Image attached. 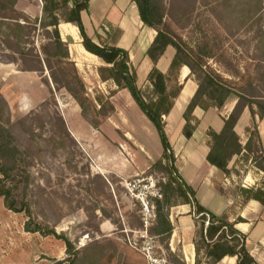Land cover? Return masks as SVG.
Instances as JSON below:
<instances>
[{
  "label": "rangeland",
  "instance_id": "obj_1",
  "mask_svg": "<svg viewBox=\"0 0 264 264\" xmlns=\"http://www.w3.org/2000/svg\"><path fill=\"white\" fill-rule=\"evenodd\" d=\"M22 2L42 15L38 0ZM57 3L55 13L63 20L73 2ZM151 9L157 27L190 55L192 75L205 88L212 78L264 102V0H151ZM43 33L33 32L31 43L39 46ZM51 66L60 80H73L67 61L54 59ZM21 68L0 60V92L9 104L11 129L31 162L32 218L73 242L76 264H150L148 249L154 258L175 264L158 237L148 233L153 219L145 226L142 198L153 201L167 175L154 166L160 159L156 141L141 112L123 95L112 100L111 90L94 86L87 96L101 120L95 128L72 94L54 84L48 68ZM57 113L75 141L62 133ZM143 139L146 148L139 145ZM157 145L162 147L159 135ZM27 219L25 212L8 209L0 196V264H54L68 256L63 238L27 231Z\"/></svg>",
  "mask_w": 264,
  "mask_h": 264
},
{
  "label": "trees",
  "instance_id": "obj_2",
  "mask_svg": "<svg viewBox=\"0 0 264 264\" xmlns=\"http://www.w3.org/2000/svg\"><path fill=\"white\" fill-rule=\"evenodd\" d=\"M65 5L70 1L72 7H67L68 16L63 21L74 22L78 25L84 47L99 56L111 67L100 68V74L104 78H112L120 88H127L135 99L140 109L157 130L164 153L154 166L163 170L167 175V181L161 182L163 198H153L156 205L157 217L148 228V233L157 236L163 244L169 256L175 264H186L181 250L173 251L169 241L173 232V224L169 216L172 206L189 203L195 207L199 220V236L207 246V255L211 258V264L220 261L226 255L237 256V264H258L246 246V235L235 227L225 216H218L200 204L195 190L177 174L175 167V154L165 130L164 115L168 114L173 107V100L178 96L181 85L177 83L175 88L169 89L172 74L181 65H187L194 74L190 55L171 36L159 29L151 17V0H134L138 6L143 22L154 28L157 34L147 50V55L156 64L169 45L176 49L169 69L171 75L160 70L156 65L148 74L149 84L145 88L137 85V72L130 63L129 51L115 45H100L92 40L86 33L81 20V11L88 9V0H62ZM18 0H0V60L6 63L22 64L23 71H43L48 68L54 84L66 88L81 106L83 117L95 128L101 124L100 118L92 112L91 103L87 96V88L82 79L76 63L71 59L69 47L63 41L59 32V15L55 13L58 7L57 0H44L42 15L31 17L19 10ZM42 30L43 42L39 46L31 43L32 33ZM57 63L67 61L73 66V80H60L51 66L52 60ZM29 62L37 63V66H29ZM69 75V74H68ZM198 89L186 106L184 118L186 123L183 134L191 138L199 124V118L194 115L196 107L204 110L210 107L223 108L226 101L236 95L237 102L229 114L224 118V127L221 132L210 129V150L207 155L208 161L223 170L226 174L235 172L240 174L237 168H229V163L235 155L241 154L243 149L253 155V164L264 172V148L261 145V137L258 130L256 116L264 117L263 99L257 96H247L235 93L223 84L209 78L208 88H205L199 79ZM212 91L209 92V89ZM220 92L222 97L215 98L208 93ZM245 100V101H244ZM215 101V102H214ZM245 107H249L253 117L251 136L243 147L235 126ZM258 109V110H257ZM57 119L62 125V133L75 141L66 120L62 114L57 113ZM11 116L9 104L0 92V196L4 198L5 206L15 212H25L28 219L25 229L30 232H41L63 238L68 256L61 260H54V264H76V250L73 242L66 236H61L55 228L43 226L32 218L31 202L27 198L28 189L32 183V174L29 169L31 162L28 155L18 144L17 137L11 129ZM35 135V134H34ZM242 194L247 198H253L264 203V181L259 186L242 187ZM209 224L206 226V222ZM220 232L215 242L208 239ZM228 235V236H227ZM231 240V243H230ZM198 250V244H197Z\"/></svg>",
  "mask_w": 264,
  "mask_h": 264
},
{
  "label": "crops",
  "instance_id": "obj_3",
  "mask_svg": "<svg viewBox=\"0 0 264 264\" xmlns=\"http://www.w3.org/2000/svg\"><path fill=\"white\" fill-rule=\"evenodd\" d=\"M16 7L33 18L39 17L35 16L31 7L23 4L22 0H18ZM81 20L86 33L94 42L100 45H115L129 51L130 63L136 69L137 85L140 88H145L149 84L148 74L155 65L169 75L173 73L169 69L176 54V49L172 45L167 47L156 64L147 55L157 31L143 22L134 0H88V9L81 11ZM58 27L87 90H92L94 86H98L102 91L111 90L112 100H118L120 95H123L129 101V105L137 108L147 120L148 133L156 141L155 157L161 158L164 148L163 145L162 147L157 145L159 134L130 91L118 87L112 78L101 76L100 68L111 67L112 64L106 63L84 47L83 37L76 23L61 20ZM173 82L182 87L173 100L171 111L164 115V120L165 130L175 154L177 174L193 187L200 204L214 214L225 216L230 222L235 223V227L246 235V246L250 254L258 264H264V203L253 198L247 199L240 191L242 187L261 185L264 181V172L253 164V155L246 149L235 155L229 163V168H237L240 174L235 172L226 174L207 159L210 150L208 132L210 129L222 131L224 118L232 112L237 98L227 100L220 109L210 107L204 110L196 107L194 115L199 118V124L192 137L186 138L183 134L186 123L184 112L198 89V82L187 65H181L172 74L169 89L173 88ZM87 95L90 93L87 92ZM256 121L261 145L264 148V117L260 118L257 115ZM252 126L251 111L249 107H245L235 126L243 147L251 136ZM138 142L142 148H146L144 139ZM146 157L152 161L154 159L149 153ZM169 216L174 227L169 241L171 249L174 252L181 250L186 264H211L207 246L201 241L198 233L199 220L195 207L189 203L174 205L169 210ZM219 235L220 232L213 239H208V242L217 241ZM237 263V256L226 255L213 264Z\"/></svg>",
  "mask_w": 264,
  "mask_h": 264
},
{
  "label": "built area",
  "instance_id": "obj_4",
  "mask_svg": "<svg viewBox=\"0 0 264 264\" xmlns=\"http://www.w3.org/2000/svg\"><path fill=\"white\" fill-rule=\"evenodd\" d=\"M38 1L42 4L44 2V0H38ZM153 196H154V198L155 197L162 198L163 194H162V192H160V190H156V191H154ZM153 201L150 199V196H148V195H145V197L142 198L143 212L146 215L144 221H145V226L147 228L149 225V220L153 219V221H155V219L157 217L156 205H155V202H153ZM208 224H209V222L207 221L206 225H208ZM147 257H148V260L150 261V264H166V259L154 258V256L152 255V251L150 249H148V251H147Z\"/></svg>",
  "mask_w": 264,
  "mask_h": 264
}]
</instances>
